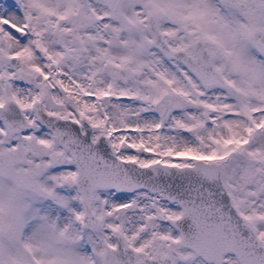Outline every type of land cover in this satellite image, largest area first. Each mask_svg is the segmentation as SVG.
<instances>
[{
  "label": "snow or ice",
  "instance_id": "obj_1",
  "mask_svg": "<svg viewBox=\"0 0 264 264\" xmlns=\"http://www.w3.org/2000/svg\"><path fill=\"white\" fill-rule=\"evenodd\" d=\"M0 264H264V0H0Z\"/></svg>",
  "mask_w": 264,
  "mask_h": 264
}]
</instances>
